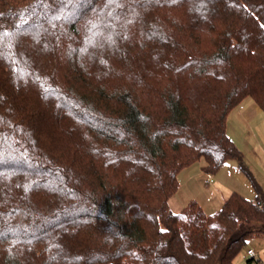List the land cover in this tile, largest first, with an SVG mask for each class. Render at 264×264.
<instances>
[{
    "label": "trees",
    "instance_id": "16d2710c",
    "mask_svg": "<svg viewBox=\"0 0 264 264\" xmlns=\"http://www.w3.org/2000/svg\"><path fill=\"white\" fill-rule=\"evenodd\" d=\"M264 110V0H0V264H235L264 190L227 132ZM236 158L256 198L170 207Z\"/></svg>",
    "mask_w": 264,
    "mask_h": 264
},
{
    "label": "rangeland",
    "instance_id": "374dc122",
    "mask_svg": "<svg viewBox=\"0 0 264 264\" xmlns=\"http://www.w3.org/2000/svg\"><path fill=\"white\" fill-rule=\"evenodd\" d=\"M254 105H256L254 98L247 96L235 106L227 118V132L242 151L244 164L264 190V110L253 115V112L251 113V106L255 107ZM205 163V158L201 157L192 163L191 168H200ZM213 179L216 186L218 184L216 181H218L227 189L237 190L250 198L256 197V190L250 177L243 170L239 160L236 158L228 160L215 173ZM218 186L220 185L218 184ZM225 188L222 189L225 190ZM186 192H188L187 186H184L176 192L173 199L175 201L178 199L177 203H184L187 197ZM194 194L202 202L205 211L208 213H214L222 206L209 189L202 193L194 192ZM181 208L176 207L175 210L179 211ZM248 247H253L259 256L264 259V232L255 233L248 237L247 243L234 259L235 264H248Z\"/></svg>",
    "mask_w": 264,
    "mask_h": 264
},
{
    "label": "crops",
    "instance_id": "0c3cea01",
    "mask_svg": "<svg viewBox=\"0 0 264 264\" xmlns=\"http://www.w3.org/2000/svg\"><path fill=\"white\" fill-rule=\"evenodd\" d=\"M254 106L255 107L251 106L252 107L251 113L253 112V115L258 114L261 110H263L257 103ZM204 165L205 164L201 165L200 168L199 167H194L192 169L191 168L192 164H190V165L185 166L183 169L180 170V172L178 174L180 186H179V189L177 190V192L180 189H182L184 186H187L188 192L185 193L187 195V197L185 198V202L184 203L183 202L182 203L181 202L177 203L178 199L176 201L173 199L174 198V195L176 193L171 197L169 203H170V207L174 211H176L175 210L176 207L177 208L178 207H182L183 208L184 206H186L188 203H190L193 200L194 201H197L203 207L202 202L199 199L196 198L194 192L195 193H202V192L206 191L207 189H209L211 191L212 195L215 196V199H217V201L219 203H221V205H223V203L226 200V198L233 191H237V190H230V189L225 188L218 181H216V182L220 186H218V184L216 186L214 184L215 181L213 179V177H214L215 174H212V173H209V172L205 171L204 168H203ZM222 188H225V190H223ZM255 198H253V199H255ZM173 203H174V205H173Z\"/></svg>",
    "mask_w": 264,
    "mask_h": 264
},
{
    "label": "built area",
    "instance_id": "2783aa9c",
    "mask_svg": "<svg viewBox=\"0 0 264 264\" xmlns=\"http://www.w3.org/2000/svg\"><path fill=\"white\" fill-rule=\"evenodd\" d=\"M247 257L248 264H264V259L259 256L258 252L253 247H248Z\"/></svg>",
    "mask_w": 264,
    "mask_h": 264
}]
</instances>
